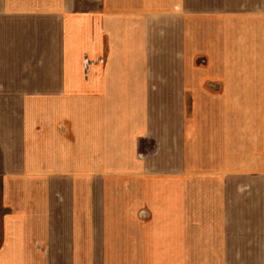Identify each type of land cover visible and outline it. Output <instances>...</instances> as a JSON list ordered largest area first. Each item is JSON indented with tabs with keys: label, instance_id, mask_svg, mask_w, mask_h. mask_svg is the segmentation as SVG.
<instances>
[{
	"label": "crops",
	"instance_id": "crops-1",
	"mask_svg": "<svg viewBox=\"0 0 264 264\" xmlns=\"http://www.w3.org/2000/svg\"><path fill=\"white\" fill-rule=\"evenodd\" d=\"M163 262L264 264V0H0V264Z\"/></svg>",
	"mask_w": 264,
	"mask_h": 264
},
{
	"label": "rangeland",
	"instance_id": "rangeland-1",
	"mask_svg": "<svg viewBox=\"0 0 264 264\" xmlns=\"http://www.w3.org/2000/svg\"><path fill=\"white\" fill-rule=\"evenodd\" d=\"M86 65H87V63H86ZM85 65V66H86ZM140 214V217L142 218V219H144V218H148V213L146 212V211H142V212H140L139 213ZM164 264H168V263H165V262H163ZM163 263H161V264H163Z\"/></svg>",
	"mask_w": 264,
	"mask_h": 264
}]
</instances>
